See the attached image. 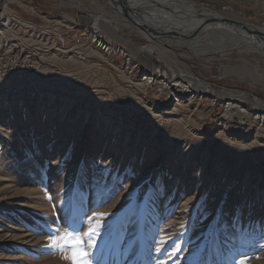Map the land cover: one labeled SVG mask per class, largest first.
Masks as SVG:
<instances>
[{"label":"rangeland","instance_id":"rangeland-1","mask_svg":"<svg viewBox=\"0 0 264 264\" xmlns=\"http://www.w3.org/2000/svg\"><path fill=\"white\" fill-rule=\"evenodd\" d=\"M181 1L237 25L264 26V9L243 0ZM1 30L0 74L10 68L30 78L0 84V264H71L48 246L73 228L83 236L93 212L116 214L89 249L92 264H154L167 259L155 250L167 237L165 251L183 246L172 264H202L188 241L198 245L212 225L232 231L234 219L232 238L211 264H264V52L196 53L146 35L107 0H0ZM146 56L149 67L140 60ZM81 63L92 69L86 85L64 76L78 74ZM45 69L52 73L39 77ZM146 75L153 80L142 86ZM184 75L205 88L177 100L163 81ZM238 106L246 114L235 113ZM92 160L109 165V187L119 184L98 208L90 203L98 190L83 199L74 191L81 161ZM158 178L165 192L155 204L138 200ZM130 215L137 224L123 243L135 239V254L114 259ZM182 224L190 230L184 236Z\"/></svg>","mask_w":264,"mask_h":264},{"label":"bare ground","instance_id":"bare-ground-1","mask_svg":"<svg viewBox=\"0 0 264 264\" xmlns=\"http://www.w3.org/2000/svg\"><path fill=\"white\" fill-rule=\"evenodd\" d=\"M107 1L126 15L138 20L142 28L147 29L146 35L153 34L160 39H168L170 42L175 41L180 47L188 46L191 51L196 53L205 54L212 53L213 51H221V53H224V51L234 46H236L235 48L239 51L264 52V26L257 27L252 24L248 25L247 23L237 25L224 22L220 14L214 12L204 14L205 11L203 9H199V12L196 11L195 5L191 2L184 4L181 0ZM243 1L264 9V0ZM79 5H81V3ZM95 23L100 25V21ZM152 26H157V31H152ZM200 40H204L201 42L203 44L202 46L199 43ZM208 40H210V43H207ZM102 46L108 49L109 45L106 46L104 44ZM150 54L152 53L148 51L145 53L148 57H150ZM147 56L140 60L149 67L150 63L148 62L149 58ZM67 61L69 62V60ZM84 64L85 63H81V70L76 73L81 75L86 72ZM165 68L172 70L168 65H166ZM29 78L30 77H28V79ZM181 78L182 81L175 80L171 84L167 83L165 81L166 79L163 81L164 85H170L169 87L172 89L177 100L183 99L186 95H192L195 89L203 90L205 88L196 80H188L186 75ZM28 79H25V81ZM15 80L21 82L19 79ZM152 80L153 78L151 76L146 75L140 85L143 86L144 84V86H147ZM3 82L5 83V80L0 79V83ZM178 87L181 88V90ZM177 88L180 91H176ZM230 97L232 98V96ZM229 104L230 102L227 103L225 113L230 110L231 105ZM258 107L263 108V106ZM234 112L246 114L245 108L242 106H238Z\"/></svg>","mask_w":264,"mask_h":264},{"label":"snow or ice","instance_id":"snow-or-ice-1","mask_svg":"<svg viewBox=\"0 0 264 264\" xmlns=\"http://www.w3.org/2000/svg\"><path fill=\"white\" fill-rule=\"evenodd\" d=\"M5 135V133L0 132V136ZM11 135V133H7ZM31 154H28L27 159H31ZM71 159V152H67L64 156V160ZM59 163V162H58ZM112 173L110 171L109 165L101 164V160L92 161H81L76 177L74 180V191L82 199L89 195L93 190H98L99 195L94 202L91 203V207H101L103 204L107 203L111 199L119 188V184H115L109 187V181ZM141 187L142 186H138ZM165 192L164 186L161 180L158 178L155 183H149L147 189L142 188V193H137V199L141 200L147 197L150 205L155 204L156 199L163 195ZM130 198V197H129ZM196 211H202V205L196 206ZM116 213H97L93 212L91 216L88 217V223L91 225L87 231L83 233V236L79 234V230L73 228L72 231H66L62 233L58 238L54 239L52 243L49 244V248L59 250L64 252L65 255L62 259L71 261V264H92V259H95V254L90 252L89 249H93L96 245V238L101 235L102 229L110 232L112 226L108 223V218ZM219 215V214H218ZM206 218V214L202 217ZM95 221V223H93ZM235 219L233 221L232 231H229V225L225 223L222 227L216 228L215 225L210 226V229L203 233V239L197 245L196 240H189L188 243L192 244L194 248L193 251H199L201 253L202 264H211L213 261V255L220 251L221 246L232 238L233 232L235 231ZM137 221L134 216H128L127 220L122 225V234L119 236L120 243L116 245L117 255L114 259H123L125 261H130L132 256L135 254V239L128 240L127 244H124L125 234L129 232L130 228L135 227ZM217 224L219 220L217 219ZM68 227L72 225L68 224ZM264 227V225H262ZM190 230L184 225H181V232L179 235L184 236ZM171 237L163 238L158 241V246L156 247L157 252H162L167 257V259H156L154 264H172V261L181 253L183 246L181 243H174L171 250L165 251L169 244ZM99 264V261H97ZM179 264V261H176Z\"/></svg>","mask_w":264,"mask_h":264},{"label":"crops","instance_id":"crops-1","mask_svg":"<svg viewBox=\"0 0 264 264\" xmlns=\"http://www.w3.org/2000/svg\"><path fill=\"white\" fill-rule=\"evenodd\" d=\"M9 20V19H8ZM6 22H8L7 20L4 22V21H2L1 23L2 24H4V26H5V24H6ZM51 30H53V29H51L50 27H47L46 29H45V31H47V32H51ZM1 33L3 32L2 30L0 31ZM7 32L8 31H6L5 30V33L7 34ZM2 42V41H1ZM92 52H94V50H92ZM95 53V52H94ZM76 59V58H75ZM67 60H69V62H72L71 61V59L70 58H66V60H65V62H63V61H60V62H58L57 64H56V67L58 68V70L59 69H62V70H66V68H64L63 67V65L65 66V64L66 63H69ZM73 60V59H72ZM77 60V59H76ZM55 61V60H54ZM77 62V61H76ZM92 66H94V64L92 65ZM94 69H95V66H94ZM92 71V69H88V68H86V72H85V74L83 75V74H72V73H66V75H64V76H66L67 78H70V79H72V80H74V81H77V83H79L80 85L81 84H84V85H86L87 83H86V81L84 80V79H86V78H88V77H86V75L88 74V73H90ZM98 71V70H97ZM41 73V75L39 76V77H41V76H43V75H50L51 73H52V71H50V70H47V69H45V70H41L40 71ZM59 72H60V70H59ZM95 72V71H94ZM61 73H63V72H61ZM59 75H61V74H59ZM52 76L53 77H55V75H53L52 74ZM62 76V75H61ZM37 77V76H36ZM34 78L33 80H36L37 81V79L39 78ZM50 78V77H49ZM52 78V77H51ZM100 80H101V83H103V80H104V78H99ZM99 79H97L96 78V82H99ZM107 79V78H106ZM27 82V81H26ZM4 83V82H3ZM3 83H0V84H3ZM8 83V82H7ZM98 84V83H97ZM16 85H18V84H14V85H12V87L13 86H16ZM43 85L44 86H54V87H52V89H54V88H57V87H55L56 86V84L55 83H53V82H51V81H44L43 82ZM96 86V85H95ZM11 87V88H12Z\"/></svg>","mask_w":264,"mask_h":264},{"label":"built area","instance_id":"built-area-1","mask_svg":"<svg viewBox=\"0 0 264 264\" xmlns=\"http://www.w3.org/2000/svg\"><path fill=\"white\" fill-rule=\"evenodd\" d=\"M14 57L16 58L17 56H14ZM15 58L12 60V62H15ZM2 60H3V58L0 59V63L2 62ZM24 60H27V59H24ZM6 64H8V63L6 62ZM23 73H24L23 70H17V71L14 70L13 71L10 68L8 70L5 69L3 71L4 77L2 74H0V79H4L5 81L9 82L10 80L18 79V77H19V80H25V79H27V77ZM13 77H15V78H13Z\"/></svg>","mask_w":264,"mask_h":264},{"label":"water","instance_id":"water-1","mask_svg":"<svg viewBox=\"0 0 264 264\" xmlns=\"http://www.w3.org/2000/svg\"><path fill=\"white\" fill-rule=\"evenodd\" d=\"M222 20H223L224 22H228V23H233V24H236L235 22H232V21H230V20H227V19H225V18H224V19L222 18ZM239 25H243V24H239Z\"/></svg>","mask_w":264,"mask_h":264}]
</instances>
